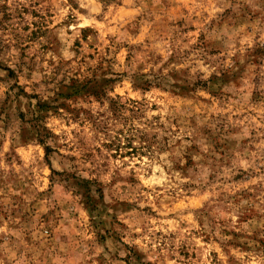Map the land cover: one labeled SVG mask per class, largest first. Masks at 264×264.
<instances>
[{
    "label": "clouds",
    "instance_id": "clouds-1",
    "mask_svg": "<svg viewBox=\"0 0 264 264\" xmlns=\"http://www.w3.org/2000/svg\"><path fill=\"white\" fill-rule=\"evenodd\" d=\"M0 264H264V0H0Z\"/></svg>",
    "mask_w": 264,
    "mask_h": 264
}]
</instances>
